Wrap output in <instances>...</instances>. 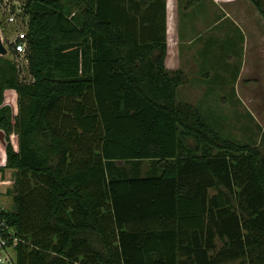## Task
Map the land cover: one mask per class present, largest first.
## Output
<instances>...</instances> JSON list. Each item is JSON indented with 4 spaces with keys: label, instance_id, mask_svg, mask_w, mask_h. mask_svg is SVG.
<instances>
[{
    "label": "trees",
    "instance_id": "obj_1",
    "mask_svg": "<svg viewBox=\"0 0 264 264\" xmlns=\"http://www.w3.org/2000/svg\"><path fill=\"white\" fill-rule=\"evenodd\" d=\"M250 1L264 18V0ZM26 9L32 80L0 55L16 264H264V153L178 99L187 76L165 65L166 1ZM141 160L149 174L115 167Z\"/></svg>",
    "mask_w": 264,
    "mask_h": 264
},
{
    "label": "rangeland",
    "instance_id": "obj_2",
    "mask_svg": "<svg viewBox=\"0 0 264 264\" xmlns=\"http://www.w3.org/2000/svg\"><path fill=\"white\" fill-rule=\"evenodd\" d=\"M203 1L190 4L192 6L185 12L183 8L189 0H181V14L178 19L180 35L182 40L190 38L192 41H185V44L180 45V49L182 54L187 50L191 52L197 69H194L195 63L193 65L190 60L187 62L190 65V73L194 75L193 83L180 86L178 96L196 105L208 123L223 137L241 144L255 145L264 153V18L250 0H234L233 3L227 0V9L230 12L233 13L234 8L237 9L238 6L245 7L247 11L244 18L248 20L246 27L249 40L247 37L244 46L243 32L230 18L223 15V10L213 2L211 6V3ZM84 6V3L71 4L73 14L81 13ZM233 14L236 15L235 12ZM3 16L0 6V35L3 36L9 51L4 58L14 63L21 81L29 82L32 75L29 72L28 59L25 54L14 53L11 49L13 45L9 42L16 35V31L20 30L14 25L6 24ZM198 17L203 19L202 26L195 23ZM178 57L177 54L176 59ZM243 68L245 69L242 73ZM241 73L243 78L238 81ZM15 99L13 94L8 95V102L13 107L16 106ZM212 151L216 152V149ZM136 166L140 168L139 173L145 175L151 172L155 163L153 160L115 162L117 169H125L124 171L130 174V169L134 168L135 171ZM1 180L0 201L11 209L14 200L7 191L15 182L14 170L0 171ZM214 192L213 189L212 193ZM230 264L244 262L238 260Z\"/></svg>",
    "mask_w": 264,
    "mask_h": 264
},
{
    "label": "crops",
    "instance_id": "obj_3",
    "mask_svg": "<svg viewBox=\"0 0 264 264\" xmlns=\"http://www.w3.org/2000/svg\"><path fill=\"white\" fill-rule=\"evenodd\" d=\"M165 1H166V8H167V55H166V59H165V65H166V68L168 70H171V71L177 70V69L183 70L187 76V80L182 86H188V85L193 83L192 77L194 75H192L190 73V65H188L187 62L190 60V61H192L193 65L195 62H193L194 59H193L190 51L187 50V52L185 54H182V50L180 49V45L185 44L186 43L185 41H187V43H190L192 41V39L188 38V39L182 40L181 35H180V25H179L178 19H179L180 14H181V0H165ZM202 1L203 0H189V2H187V4L184 6L183 10H185V12H186L192 6L190 4H193L194 2L198 3V2H202ZM206 1L209 4L211 3V6H213V4H215L220 9H222L223 13H224L223 15L230 18L232 20L233 24L240 31L243 32V34H244V46H246V40H247V37L249 34L247 31V27H246L247 26L246 23L248 22V20H246L244 18L247 15V11H246L245 7L243 8L241 6H238L237 9L234 8V11L233 10L232 11H233V13L234 12L236 13V15H235L227 9L228 4H229L227 0H206ZM247 1L250 2L249 0H247ZM212 2H213V4H212ZM233 2H234V0H231V3H233ZM203 3L205 4L204 1H203ZM245 12H246V14H245ZM202 22H203V19L201 17L200 18L198 17L195 19V23L197 24V26H202L201 25ZM248 40H249V37H248ZM11 49H14V45L11 47ZM176 53L179 56L178 59H176V55H177ZM7 54H5V55L0 54V55L7 57ZM179 59L181 60V62ZM194 69L195 70L197 69L196 63H195ZM244 69L245 68H243L242 73H243ZM242 73H241V76L238 79V81L239 80L241 81V79L243 78ZM195 75H196V73H195ZM204 88H205V86H204ZM201 91H203V88H201ZM179 92H180V89H179L178 93ZM178 99L182 100L179 98V96H178ZM182 101H184V100H182Z\"/></svg>",
    "mask_w": 264,
    "mask_h": 264
},
{
    "label": "built area",
    "instance_id": "obj_4",
    "mask_svg": "<svg viewBox=\"0 0 264 264\" xmlns=\"http://www.w3.org/2000/svg\"><path fill=\"white\" fill-rule=\"evenodd\" d=\"M0 6L3 9V21L6 24L14 25L20 30L16 31V35L9 42L14 45L17 52L24 54L27 49L25 36L29 25L26 0H0ZM0 34H2L1 31ZM1 37L5 44L3 36ZM9 210L10 208L0 201V264H16L17 262V246L20 237L17 229L8 222L5 216V213Z\"/></svg>",
    "mask_w": 264,
    "mask_h": 264
},
{
    "label": "water",
    "instance_id": "obj_5",
    "mask_svg": "<svg viewBox=\"0 0 264 264\" xmlns=\"http://www.w3.org/2000/svg\"><path fill=\"white\" fill-rule=\"evenodd\" d=\"M8 53V48L5 46L4 41L0 35V54L5 55Z\"/></svg>",
    "mask_w": 264,
    "mask_h": 264
}]
</instances>
